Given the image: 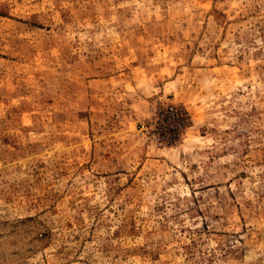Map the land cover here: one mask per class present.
Wrapping results in <instances>:
<instances>
[{
    "label": "rangeland",
    "instance_id": "374dc122",
    "mask_svg": "<svg viewBox=\"0 0 264 264\" xmlns=\"http://www.w3.org/2000/svg\"><path fill=\"white\" fill-rule=\"evenodd\" d=\"M0 264H264V0H0Z\"/></svg>",
    "mask_w": 264,
    "mask_h": 264
}]
</instances>
